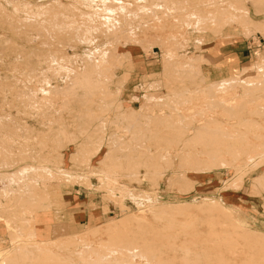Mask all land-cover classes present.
I'll return each instance as SVG.
<instances>
[{"label":"rangeland","instance_id":"rangeland-1","mask_svg":"<svg viewBox=\"0 0 264 264\" xmlns=\"http://www.w3.org/2000/svg\"><path fill=\"white\" fill-rule=\"evenodd\" d=\"M116 1L0 0V264H264V0L200 28L193 0ZM99 49L109 96L65 90ZM87 189L103 215L59 221L61 191ZM203 201L232 207L249 256L185 254L211 246L178 231Z\"/></svg>","mask_w":264,"mask_h":264},{"label":"bare ground","instance_id":"bare-ground-1","mask_svg":"<svg viewBox=\"0 0 264 264\" xmlns=\"http://www.w3.org/2000/svg\"><path fill=\"white\" fill-rule=\"evenodd\" d=\"M147 1V0H146ZM157 1V0H156ZM160 1V0H159ZM164 1V0H163ZM162 1V3H160V4H162V5H166V4H163L164 2ZM166 1V0H165ZM193 1H195V0H193ZM193 1L191 2L190 1V3H189V0L187 1L192 7H191V9H194V11H193V13H192V15H194V14H196V16H195V18H194V21L196 20V23L198 24V26L196 27V28H200L202 25H201V23L202 22H206V20H208V22H210V21H215V20H219V19H221L222 17H225V19H226V16H228V17H230L229 19H231V17H232V13H231V11H229V10H235V8L237 7V6H239V4L241 3H238V5H236L237 3L236 2H239L238 0H234L235 1V3H233V2H231L230 1V3L229 2H226L225 0H204V6L206 7L205 9H204V7H202V5H201V0H196L195 1V3L193 4ZM228 1V0H227ZM102 2H103V0H102ZM107 2V1H106ZM115 2H117L116 0H115ZM114 2V3H115ZM118 2H120V1H118ZM108 3H110V2H108ZM166 3H168V1L166 2ZM193 5H192V4ZM118 4V3H117ZM158 4V3H157ZM156 4V5H157ZM160 4H158L157 6H159L158 8L156 7V5H155V3L154 4H150L149 5V11L148 10H146L147 9V7L145 6V13L147 12V14H149V15H151V16H153V18H152V21H160L161 20V17L164 15V14H168V13H170L169 11H167L166 9V12H165V10L163 9L164 7H162ZM180 4V3H179ZM103 5V4H102ZM112 6H113V4H111ZM110 4H109V6H111ZM119 5H121V6H125V5H123V3H121L120 2V4ZM142 5V4H141ZM190 5L188 6V7H190ZM195 5V6H194ZM56 6V5H55ZM58 6H59V4H58ZM62 6V5H61ZM67 6V5H66ZM107 6V5H106ZM133 6H135V7H137V5L135 4V5H133L132 4V7ZM161 6V7H160ZM50 7V6H49ZM118 7V6H117ZM134 7V8H135ZM167 7V6H166ZM165 7V8H166ZM58 8V7H57ZM103 8V7H102ZM133 8V9H134ZM160 8V9H159ZM41 9V8H40ZM44 9V8H43ZM47 9H49V8H47ZM68 9V8H67ZM104 9V8H103ZM144 9V8H143ZM143 9H142V11H143ZM159 9V10H158ZM50 10V9H49ZM56 10V9H55ZM97 10V9H96ZM109 10V9H108ZM163 12H162V11ZM190 10V9H189ZM37 11V10H36ZM42 11H45V10H42ZM48 11V10H47ZM100 11V10H99ZM111 11V10H110ZM115 11V10H114ZM117 11V10H116ZM118 11H122L121 10V8L118 10ZM39 12V11H38ZM51 12V11H50ZM106 12H108V11H106ZM112 12V11H111ZM135 12V11H134ZM168 12V13H167ZM52 13V12H51ZM119 13V12H118ZM121 13V12H120ZM130 13H131V11H130ZM136 13V12H135ZM139 13V12H138ZM141 13V12H140ZM84 14V13H83ZM83 14H81V15H83ZM246 14V13H245ZM88 15V14H87ZM119 15V14H118ZM127 15V14H126ZM170 15V14H169ZM224 15H226V16H224ZM120 16V15H119ZM123 16V15H122ZM142 16V15H141ZM144 16H147V15H145L144 14ZM247 16V15H246ZM100 17H102V16H100ZM124 17V16H123ZM227 17V18H228ZM89 18V17H88ZM173 18V17H172ZM177 18V17H176ZM189 19L191 18L190 16L188 17ZM101 19V18H100ZM123 19V18H122ZM127 19V18H126ZM224 19V20H225ZM128 20V19H127ZM138 20V19H137ZM177 20H179V19H176V21ZM183 20V19H182ZM193 20V19H192ZM227 20V19H226ZM132 21H133V19H132ZM135 21V20H134ZM140 21V20H139ZM180 21V20H179ZM188 21H190L191 22V20H188ZM76 21H74L73 23H75ZM117 22H118V17H111V16H106L105 18H103V22H102V25H104V26H106L107 28H108V30H109V28L110 29H113V28H116L117 29V27H119L118 25H117ZM120 22V21H119ZM118 22V23H119ZM125 22V21H124ZM141 22V21H140ZM147 22V21H146ZM183 22H185V21H183ZM186 22H187V20H186ZM189 22V23H190ZM84 23H86V22H84ZM90 23V22H89ZM126 24H128L129 22H125ZM132 23V22H131ZM188 23V24H189ZM139 24H141V23H139ZM177 24H178V21H177ZM193 24V22L191 23V25ZM196 24V25H197ZM75 25V24H74ZM82 25V24H81ZM129 25V24H128ZM146 25V24H145ZM179 25V24H178ZM178 25L176 26V24H172L171 25V27L172 28H174L175 27V29H177V28H179L178 27ZM190 25V24H189ZM66 26H67V24H66ZM84 26V25H83ZM86 26V25H85ZM71 27H73V26H71ZM56 28H57V26H56ZM65 28V26L63 27V29ZM70 28V27H69ZM68 28V29H69ZM100 28V27H99ZM106 28V29H107ZM135 28H136V26H135ZM60 29V28H59ZM84 29V28H83ZM86 29V28H85ZM125 29V28H124ZM131 29V28H130ZM204 29H205V27H204ZM54 30H55V28H54ZM78 30V29H77ZM107 30V31H108ZM62 31V30H61ZM102 31V30H101ZM106 31V30H105ZM121 31V30H120ZM98 32V31H97ZM119 32V31H118ZM125 32V31H124ZM129 32V31H128ZM54 33V32H53ZM64 33V32H63ZM67 33H69V32H67ZM99 33V32H98ZM116 33V32H115ZM213 33V32H212ZM47 34H48V32H47ZM72 34V33H71ZM83 34V33H82ZM85 34H86V32H85ZM106 34V33H105ZM110 34V33H109ZM108 34V35H109ZM58 35H60V34H58ZM107 35V34H106ZM73 36H75V35H73ZM80 36V35H79ZM178 36H180V35H178ZM83 37H84V34H83ZM86 37V36H85ZM181 37H183V39H186V37H185V35H182L181 34ZM136 38V37H135ZM107 40V39H106ZM176 40V39H175ZM112 42V41H111ZM110 42V43H111ZM186 42V41H185ZM91 43V42H90ZM107 43V42H106ZM109 43V42H108ZM180 44V43H179ZM186 44V43H185ZM115 48H117V47H115ZM181 48V47H180ZM97 49V48H96ZM113 50H115L114 48H112ZM88 51V50H87ZM96 51V50H95ZM99 51H102V54L99 56V58L96 60V58L94 59V60H96V61H94L93 60V62L91 61V64H90V61H87V62H89L88 64H90L91 66H89V65H87L88 66V68H83L84 70L82 71V70H78V69H74L73 71H72V73H73V77H72V80H71V82L65 87V90L67 89V90H75V86H80V87H82V88H85V90H84V96H87V95H95L96 94V92H99V91H101V92H103V93H107V95L109 96V89H108V85H107V82H108V80H109V78H110V76H112L111 74H110V72L108 73V65L106 64L107 62H108V59H107V61L105 60L106 58H105V56H106V52L107 51H105L104 52V54H103V51L104 50H100L99 49ZM99 51H96V52H99ZM112 51H110V52H108V54H109V57H111L110 56V54L112 55V53H111ZM108 54H107V56H108ZM74 55V54H73ZM80 55V54H79ZM75 56V55H74ZM117 56V55H116ZM82 58H84L83 56H81ZM85 57H87V55L85 56ZM90 58V57H89ZM94 58V57H93ZM92 59V58H91ZM82 60H84V59H82ZM86 60V59H85ZM185 60V59H184ZM186 62H187V60H186ZM184 63L185 64V66L187 65V63ZM191 62V61H190ZM189 62V63H190ZM192 62H193V60H192ZM75 63V62H74ZM81 63H82V61H81ZM175 63V62H174ZM107 66H106V65ZM176 64V63H175ZM188 65H190V64H188ZM83 66H85V65H83ZM104 66H106L107 67V70L104 68ZM181 66V65H180ZM184 66V67H185ZM188 67V66H187ZM102 68H104L106 71L104 72V69L102 70ZM108 73V74H107ZM108 77V79H106V78ZM70 78V77H69ZM104 79V80H103ZM105 79H106V81H105ZM67 81V80H66ZM89 86V87H88ZM60 87V86H59ZM73 87H74V89H73ZM63 88V87H62ZM87 88H89V89H87ZM53 89H55V92H58V91H60V88L59 89H57L56 87H54V88H52V91H53ZM61 91L63 92L64 91V88L63 89H61ZM109 91V92H108ZM73 92V91H72ZM167 94V93H166ZM176 94V93H175ZM76 95V94H75ZM113 98V97H112ZM129 113V112H128ZM130 114H132V113H130ZM130 114H128V115H130ZM80 116V115H79ZM130 116H132V115H130ZM144 116V115H143ZM126 117H127V115H126ZM133 117V116H132ZM122 118V117H121ZM138 118H140L139 116H138ZM144 118V117H143ZM63 129V128H62ZM59 131H60V129H59ZM62 131V130H61ZM135 135V134H134ZM132 136V135H131ZM133 139V138H132ZM146 140V139H145ZM207 144V143H206ZM63 156V155H62ZM26 158V157H25ZM29 158V157H28ZM31 158V157H30ZM40 158H42L41 156L38 158V161H40ZM63 158V157H62ZM35 160H37V159H35ZM17 163V162H16ZM39 163V162H38ZM42 162H40V164H41ZM39 164V166H42V165H40ZM38 165V164H37ZM28 168V167H27ZM36 170L38 169V172H39V169L41 170L42 168H40V167H38V168H35ZM31 170V169H30ZM46 170V169H45ZM48 171V170H47ZM42 173V172H41ZM51 174V173H50ZM17 175V174H16ZM38 175H41V174H38ZM42 176V175H41ZM65 176V175H64ZM43 186V185H42ZM32 188V187H31ZM40 190V189H39ZM217 201H219V200H217ZM221 202V201H220ZM203 203H204V201H203ZM203 205V207L201 206V204L199 205L200 206V208H197V209H195V208H191L190 207V209L188 208V207H186V208H188L189 210H190V212L188 211V213H185V212H183L182 210H183V208L185 209V206H181L180 208H179V206L178 207H175L176 209L177 208H179L182 212V215H180V214H178V212L177 211H180V210H177L176 211V209L175 208H173V209H175V211H176V214H178L179 216H177L176 214H174L175 213V211H171V212H174L173 214H174V216L176 215L177 217H178V223H179V225H180V227L178 228V231H179V233H182L184 236H187V235H193V234H205V236H206V238H204L202 241H205V243H208V244H210L211 246H207V247H204V246H200V247H198V248H194V249H192V248H189V247H185L184 249V252H185V254H187V255H195V257L196 256H199V255H201V254H206V255H215V256H220V255H222V256H225V254L226 255H229L231 258H227L229 261H236V259H237V256H239V255H244V256H246L248 253V250H249V248H247V247H251L250 246V241H249V238L248 237H246L244 234H242L241 232L242 231H244L245 232V230H247V227H243V226H241L240 225V223H238V221L236 220V219H234V217H233V214H232V212H231V209H232V207H230V206H225V207H222L221 208V210H219L218 212H214V210H213V208L211 207V206H209V203L208 202H206V203H204V204H202ZM198 206V207H199ZM155 208V207H154ZM159 208V207H158ZM170 208V207H169ZM169 208H167L168 210H169ZM171 209V208H170ZM188 209H186V210H188ZM191 209L192 210H194V211H191ZM168 210H165V211H167L168 212ZM186 210H184V211H186ZM164 211V212H165ZM162 213H163V211H162ZM184 213V214H183ZM160 215H161V213H159ZM165 214V213H164ZM163 214V215H164ZM172 214V213H171ZM173 214H172V216H173ZM135 215H137L138 217H140L141 215L139 214H135ZM169 215V214H168ZM175 216V217H176ZM174 217V219H176ZM190 230H192V231H190ZM81 238H82V236H81ZM247 246V247H246ZM29 248V247H28ZM28 248H18V249H15L16 251H23V252H26V249H28ZM32 247H30V249H31ZM210 249V250H212L213 252H211L210 253V251L208 252L207 251V249ZM3 250V249H2ZM29 250V249H28ZM174 250V249H173ZM181 252V251H180ZM142 252H138V253H136V254H141ZM151 253V252H150ZM149 253V254H150ZM6 254V252H2V256H4V255ZM9 254V253H8ZM7 254V255H8ZM153 254V253H152ZM252 254V253H251ZM250 254V255H251ZM0 255V256H1ZM248 256H249V254H248ZM173 257V256H172ZM184 257H187V256H184ZM200 257V256H199ZM264 256H262V258H263ZM4 258V257H3ZM186 259V258H185ZM251 259H253L252 258V256H251ZM195 261V260H194ZM197 261V260H196ZM201 261V260H200ZM256 262V261H255ZM193 263V262H192ZM195 263V262H194Z\"/></svg>","mask_w":264,"mask_h":264},{"label":"crops","instance_id":"crops-1","mask_svg":"<svg viewBox=\"0 0 264 264\" xmlns=\"http://www.w3.org/2000/svg\"><path fill=\"white\" fill-rule=\"evenodd\" d=\"M235 56L237 63H240L242 58L240 54L236 53ZM134 69V71H140L139 67L134 66ZM87 190L61 191V197L59 199L60 208L58 209L61 214H57L55 217L59 220V216H62L63 221L70 227L71 224L78 226L91 218L102 216L103 214L100 209L106 206L107 203L103 201L101 194ZM35 219L37 222H43L48 218L36 217ZM63 221L61 222L63 223Z\"/></svg>","mask_w":264,"mask_h":264}]
</instances>
